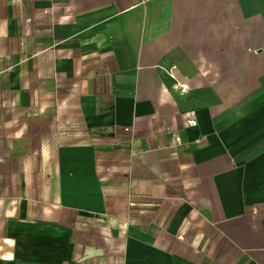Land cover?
Wrapping results in <instances>:
<instances>
[{"label": "crops", "instance_id": "1", "mask_svg": "<svg viewBox=\"0 0 264 264\" xmlns=\"http://www.w3.org/2000/svg\"><path fill=\"white\" fill-rule=\"evenodd\" d=\"M0 264H264V0H0Z\"/></svg>", "mask_w": 264, "mask_h": 264}, {"label": "built area", "instance_id": "2", "mask_svg": "<svg viewBox=\"0 0 264 264\" xmlns=\"http://www.w3.org/2000/svg\"><path fill=\"white\" fill-rule=\"evenodd\" d=\"M173 69H176V67L174 66ZM172 76H173L174 78H176V77H175L176 75H175L174 72H172ZM176 89L180 90L181 92H186L187 85H186V84H181V83H178V82H177ZM188 123H189V125H191V126H195V125L197 124L196 120H195L193 117L190 118V119L188 120ZM126 131L129 132L130 129L127 128ZM181 140H182V139H181L180 137H177V138H176V141L179 142V143L181 142Z\"/></svg>", "mask_w": 264, "mask_h": 264}]
</instances>
